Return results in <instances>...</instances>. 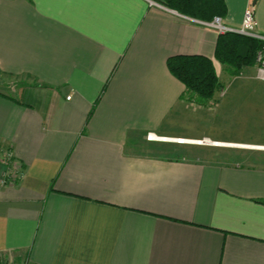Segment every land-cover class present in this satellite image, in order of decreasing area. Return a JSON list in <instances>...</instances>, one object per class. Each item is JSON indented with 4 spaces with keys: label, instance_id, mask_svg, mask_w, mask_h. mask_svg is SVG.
<instances>
[{
    "label": "crops",
    "instance_id": "1",
    "mask_svg": "<svg viewBox=\"0 0 264 264\" xmlns=\"http://www.w3.org/2000/svg\"><path fill=\"white\" fill-rule=\"evenodd\" d=\"M253 1L224 0L222 23L252 6L264 34ZM204 21L162 0H0V75L24 78L0 80V147L24 172L0 183L1 259L264 264V164L191 151L210 134L187 131L188 107L221 89L200 99L166 64L200 54L218 69Z\"/></svg>",
    "mask_w": 264,
    "mask_h": 264
},
{
    "label": "rangeland",
    "instance_id": "2",
    "mask_svg": "<svg viewBox=\"0 0 264 264\" xmlns=\"http://www.w3.org/2000/svg\"><path fill=\"white\" fill-rule=\"evenodd\" d=\"M217 71L223 85L217 100L211 102V106L207 105L204 108L196 104L188 107L189 125H187V131L193 134L198 131L210 134L199 139H189L208 141L205 144L188 142V145H191V151L211 158H234L246 163L264 162V148L261 147L264 144L253 143L264 140V82L254 77L255 69L253 67H246L239 75H232L227 72L224 65L220 64ZM22 79L24 78L0 75V80L8 83L18 82ZM1 85L0 88L3 89L4 87ZM228 89L233 92H227ZM182 114L185 116L186 113ZM198 119L203 120L200 122L199 128L196 125ZM178 120L181 122L180 119ZM213 137L235 143L215 146L212 145L215 142ZM177 139L170 141L177 142ZM259 146L261 148H258Z\"/></svg>",
    "mask_w": 264,
    "mask_h": 264
},
{
    "label": "trees",
    "instance_id": "3",
    "mask_svg": "<svg viewBox=\"0 0 264 264\" xmlns=\"http://www.w3.org/2000/svg\"><path fill=\"white\" fill-rule=\"evenodd\" d=\"M162 2L180 13L205 21L211 20L214 16L222 17L226 13L224 0H162ZM261 45L262 42L256 38L226 31L218 34L214 58L225 66L229 74L239 75L244 68L254 67L255 56ZM166 64L169 71L186 89L200 99H211L214 93L223 87L214 61L207 56L175 54L167 58ZM254 163L264 164L255 161Z\"/></svg>",
    "mask_w": 264,
    "mask_h": 264
},
{
    "label": "built area",
    "instance_id": "4",
    "mask_svg": "<svg viewBox=\"0 0 264 264\" xmlns=\"http://www.w3.org/2000/svg\"><path fill=\"white\" fill-rule=\"evenodd\" d=\"M207 27H210L219 33L226 31L240 33L246 36L256 38L262 42L261 47L258 49L255 56L254 64V77L258 80L264 81V34L258 33L255 29V15L253 7H248L243 15L241 26L238 28H232L222 23L220 16H214L209 21H204ZM148 140H170V137L159 136L155 133H148L146 135ZM185 139L178 138L177 142L183 143ZM192 143L205 144L206 140H190ZM0 162L3 165V172L0 177V183L11 185L15 181L23 176V167L21 164L13 159L12 153L8 149H2L0 147ZM0 264H29L27 259L20 260L19 262L6 261L0 258Z\"/></svg>",
    "mask_w": 264,
    "mask_h": 264
},
{
    "label": "bare ground",
    "instance_id": "5",
    "mask_svg": "<svg viewBox=\"0 0 264 264\" xmlns=\"http://www.w3.org/2000/svg\"><path fill=\"white\" fill-rule=\"evenodd\" d=\"M170 140H175V138H170ZM184 141H187V140H184ZM212 144H215V145H233V144H222V143H216V142H213ZM240 146H243V147H253V146H248V145H240ZM261 147L264 148V146H261ZM261 147L259 146L258 148H261Z\"/></svg>",
    "mask_w": 264,
    "mask_h": 264
},
{
    "label": "water",
    "instance_id": "6",
    "mask_svg": "<svg viewBox=\"0 0 264 264\" xmlns=\"http://www.w3.org/2000/svg\"><path fill=\"white\" fill-rule=\"evenodd\" d=\"M253 3H255V0L253 1Z\"/></svg>",
    "mask_w": 264,
    "mask_h": 264
}]
</instances>
